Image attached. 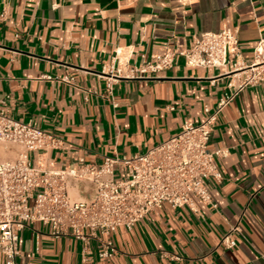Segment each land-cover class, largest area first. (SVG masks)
Instances as JSON below:
<instances>
[{
    "label": "crops",
    "instance_id": "1",
    "mask_svg": "<svg viewBox=\"0 0 264 264\" xmlns=\"http://www.w3.org/2000/svg\"><path fill=\"white\" fill-rule=\"evenodd\" d=\"M224 25L237 31L241 60L251 64L264 37V0H0V111L58 140L28 153L41 169L146 153L184 121L201 123L204 107L214 109L242 75L230 66L189 67L182 57L157 73L130 70ZM210 147L228 152L217 160L223 180L207 184L217 209L197 198L194 210L164 204L132 230L117 229L110 259L98 256L96 240L86 246L30 224L17 263L264 264V82L224 109ZM0 152V162L12 161L22 149L0 143ZM67 192L90 201L96 187L72 179ZM233 226L237 246L227 250L220 239Z\"/></svg>",
    "mask_w": 264,
    "mask_h": 264
},
{
    "label": "built area",
    "instance_id": "2",
    "mask_svg": "<svg viewBox=\"0 0 264 264\" xmlns=\"http://www.w3.org/2000/svg\"><path fill=\"white\" fill-rule=\"evenodd\" d=\"M241 56L237 31L224 25L219 32L195 37L191 47H169L131 69V76L157 73L182 57L189 67L230 66L234 76L242 75L241 83L224 94L214 109L204 107L201 123L186 120L177 135L132 157H105L101 163L80 159L76 166L41 169L30 163L28 153L48 150L58 140L43 129L0 111V143L22 149L15 160L0 162V253L5 264H18L20 233L30 224L40 223L49 227L55 238L72 236L86 246L96 240L98 256L110 259L117 253L112 241L117 229L132 230L164 204L194 210L193 199L197 198L217 209L207 184L223 180L217 160L228 152L211 149V135L219 116L239 93L247 86L264 82V37L254 48L251 64L243 62ZM72 179L92 182L96 187L94 198L72 200L67 192ZM238 233V226L231 227L222 235L219 246L235 248L234 235ZM83 263L87 264L88 259Z\"/></svg>",
    "mask_w": 264,
    "mask_h": 264
},
{
    "label": "bare ground",
    "instance_id": "3",
    "mask_svg": "<svg viewBox=\"0 0 264 264\" xmlns=\"http://www.w3.org/2000/svg\"><path fill=\"white\" fill-rule=\"evenodd\" d=\"M1 153V152H0Z\"/></svg>",
    "mask_w": 264,
    "mask_h": 264
}]
</instances>
